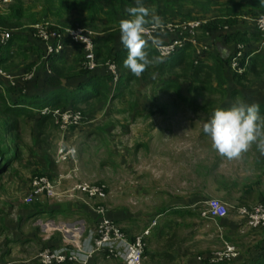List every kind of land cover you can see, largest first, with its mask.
<instances>
[{
    "label": "rangeland",
    "instance_id": "obj_1",
    "mask_svg": "<svg viewBox=\"0 0 264 264\" xmlns=\"http://www.w3.org/2000/svg\"><path fill=\"white\" fill-rule=\"evenodd\" d=\"M15 1L17 0H0V14L6 16L10 5ZM19 2L22 27L0 31L8 35L21 33L38 43L42 42L37 37V31L41 28L53 26L63 31L82 27L89 29L96 36L99 33L104 34L102 28L108 25L104 20L105 13L96 0ZM259 2L212 0L206 12L197 5L187 3L183 12L190 13V18H175L163 22V27L154 34L163 41L160 48L152 47L157 51V55L166 45L186 42L192 44V50L198 57L217 51H220L224 58L232 56L226 66L227 81L222 88L224 94L205 92L204 96H194L193 93L186 92V82L176 75L165 73L162 77L157 72H150V67L147 69L150 72L147 79H132L125 84L126 87L113 90V94L117 96L106 103L98 102L89 107L78 106L80 111L87 110L83 116L81 114L80 121L65 127L63 123L60 127L62 120L59 115H71L75 111L70 107L63 111L54 110L57 127L46 128L45 132L39 134V139L44 140L38 144L34 142L38 133L36 120L16 118L17 128L7 137L11 136L12 144L9 146L14 151L16 144L20 157L0 175V254L5 243L12 251L14 246L11 239L15 234L20 233L24 237L37 232V237L26 247L19 244L15 246L17 250L14 249L10 257L5 255L6 261L10 262L15 258L14 264H41L37 255L48 246L57 245L67 249L80 246L88 230L95 225L94 217L83 215L84 218H80L81 213H86L85 209H88L83 200L92 204L100 203L106 214L123 209V219L118 221L115 218V222L131 237L139 234L155 219L157 230H153L155 234L147 241L146 251H160L159 264L194 263L196 257L203 260L201 264H232V261L206 263L204 259L223 251L226 245L233 246L238 258L239 255L255 248L258 241H263L264 225L249 226L245 217L237 215V208H264V155L253 145L240 160L228 161L220 157L211 148L210 139L202 130L203 124L211 117L213 111H209L201 102L213 100L218 105H232L240 99L247 103H264V60L263 70L258 69V75L251 73L247 77L248 80L243 81V86L237 85L231 80L235 70L231 61L238 48L242 49L245 44L228 42L233 30L224 28L203 33L197 28L199 24L219 14L221 8L234 5L239 20L236 28H251L255 26L256 19L264 14V7H261ZM93 14L95 16L91 21ZM77 20L86 22V25L74 24ZM181 23L184 24L179 25ZM262 41L261 37L259 49L264 52ZM119 43L120 31L112 43V51ZM256 45L257 43L254 44ZM22 46L26 47V44L22 43ZM3 52L4 50H1V54ZM77 53L79 52L75 54ZM158 56L162 57L160 54ZM70 63L71 61L67 62L64 67ZM244 63L248 64V58ZM48 64L45 56L41 57L39 54L13 57L8 65L0 66V87L4 94L13 97L19 91L28 95L42 93L48 87L45 83L47 72L44 68L42 70V65L44 67ZM75 69L68 70L69 75L75 74L78 68ZM119 69L123 75L129 71L124 65ZM102 71L104 72V69H99L97 73ZM106 72L112 76L108 68ZM153 73L156 74L155 79L152 78ZM161 77L177 79L180 87L182 86L183 96L196 100L198 104L192 106L189 102L176 100L173 90L161 89ZM78 80V76H74L63 82L73 85ZM9 88L12 90L9 91ZM234 89L239 90V93L231 97L229 94ZM12 121L6 124V128ZM60 142L76 149L75 163L56 162ZM42 154H46V160ZM42 165L45 168H42ZM42 174L52 179L63 175L64 180L55 188L53 196L38 197L37 203L52 209L62 206L64 214L30 222L23 215L29 208L25 195L29 191L32 178ZM79 183L103 185L104 198L97 201L70 193L71 187ZM200 197L223 203L227 207L226 215L217 219L200 216L202 200L196 201V205L193 204ZM190 202L191 207H188ZM162 203H172L175 207L185 210V213L170 219V210L180 211L172 207L163 209L159 216L155 213ZM74 208L78 209L75 210L77 212L71 213ZM167 219L171 220L170 227L159 230V225ZM9 239L10 242H6ZM255 251V256L260 257L261 249L257 246ZM148 262L149 254L145 263ZM95 264L121 263L97 255Z\"/></svg>",
    "mask_w": 264,
    "mask_h": 264
},
{
    "label": "trees",
    "instance_id": "obj_2",
    "mask_svg": "<svg viewBox=\"0 0 264 264\" xmlns=\"http://www.w3.org/2000/svg\"><path fill=\"white\" fill-rule=\"evenodd\" d=\"M100 4V9L105 13L106 27L102 28L104 34L99 33L94 37V54L95 60L98 66L94 70H88L84 63V51L79 44H74L77 47L78 54L70 60L71 63L64 67L67 63L64 60L63 52L64 49L58 53L49 55L46 60L49 62V70L46 77V85L50 88L42 93L28 95L24 91H19L13 97H7L0 87V175L4 173L12 162L19 159L20 150L15 145L14 151L10 148L9 144H12L10 137L7 135H12L17 128L16 118H34L36 120V126L38 128V133L35 139V144H38L44 140L39 139V134L45 132L46 128L57 127V122L55 120L52 111L54 110H66L67 107L72 108L74 111H78L77 108L80 105H86V107L91 106L98 102H107L108 100L117 96L113 94V90L120 87H126L132 79L134 80H145L149 77L150 72H157L158 75L162 76L165 73H170L176 75L179 79L186 82L185 90L188 93H193L194 96H204L205 92H214L224 94L222 89L226 83V66H228V61L232 56L224 58L220 51L209 52L205 56L198 57L194 54L192 50L191 43H184V45L177 49L170 56L164 58L163 63H159L156 66H150L151 71L147 70L142 74L141 77H135L130 71H127L124 75L120 74L119 67L123 68V61L127 56V50L122 45L121 47L115 48L112 51V43L116 38L117 33H119V22L121 19L128 18L127 8L135 6V0H96ZM259 2L260 0H254ZM145 6L149 7L151 11L159 16L162 22L171 21L175 18L180 20H185L190 18V13H184L185 5L192 4L197 5L203 11H207L212 0H142ZM93 7L92 5H89ZM95 7V4H94ZM234 6H225L220 9L219 14L214 18L206 20L202 24H199L197 28L201 29L203 33L210 32L212 30H222L224 28L233 30V33L229 35L228 42H236L243 45V55L239 59L240 66L245 67L242 73L234 72L231 75V80L240 86H243V81L248 80V75L253 73L258 75L261 70L264 60V52L259 48L260 44V34L258 33L255 26L243 29H237L238 18L236 9ZM153 8V9H152ZM21 4L19 0L15 1L10 5L7 15L0 14V29H12L15 27H22L21 23ZM95 14L91 15L90 20L94 19ZM81 23L86 25V22H81L77 20L74 24ZM51 26L48 29H54ZM235 40V41H233ZM35 41V40H34ZM32 41L27 38L26 35H21L17 33H11L10 38L5 44H0V66H5L9 64V60L20 55L27 57L29 55L45 56V45L43 41L38 43V41ZM253 42V45H251ZM15 43V44H14ZM22 43L26 44V47L22 46ZM69 42H66L68 44ZM249 45H246L248 44ZM257 43L256 46L254 44ZM71 44V43H69ZM12 46V47H10ZM10 48L14 51L11 52ZM1 50H4L1 54ZM150 56H158L157 51L150 47L148 49ZM248 58V64L244 61ZM107 63H114L118 70V79L113 82V77L106 72ZM11 64V63H10ZM245 64V65H244ZM149 67V68H150ZM42 68L47 72L46 66L42 65ZM76 73L69 75L68 70H76ZM148 68V69H149ZM230 68V67H229ZM104 69V72L97 73V71ZM176 70L178 72L176 73ZM263 70V68H262ZM78 76L79 80L73 84L68 85L64 83V80ZM163 77V76H162ZM161 77V78H162ZM161 89L173 90L175 92L176 100L182 102H189L190 105L196 106L198 104L196 100L190 97L183 96L181 93V87L179 81L172 79L162 78L160 81ZM111 85L113 87H111ZM113 88V89H112ZM22 89V88H21ZM12 88H9V91ZM119 92V91H118ZM239 93V90L234 89L229 94L231 97ZM11 96V94H9ZM195 99V97H194ZM204 107L208 108L209 111H214L216 108H228L231 105L216 104L217 102L213 100L202 101ZM200 103V104H201ZM260 114L264 115V103L259 104ZM43 108L49 109L51 112L42 114ZM87 111V110H86ZM85 110L80 111V115L86 113ZM38 115V117H37ZM82 118V117H81ZM13 120L9 127L6 124ZM81 120V119H80ZM44 160H46V154H42ZM42 168H45L42 165ZM43 175V174H42ZM28 209H33L34 214L46 213V206H41L34 201L27 204ZM51 211H48L50 213ZM21 219V218H19ZM263 245L259 248L262 251L260 257L253 258L249 252L242 255V259L237 262L236 259L232 260V264H264V234H263ZM260 245L258 241L257 246ZM50 248L57 247L48 246ZM67 264V263H62Z\"/></svg>",
    "mask_w": 264,
    "mask_h": 264
},
{
    "label": "built area",
    "instance_id": "obj_3",
    "mask_svg": "<svg viewBox=\"0 0 264 264\" xmlns=\"http://www.w3.org/2000/svg\"><path fill=\"white\" fill-rule=\"evenodd\" d=\"M183 24L184 23H181L179 25ZM255 27L260 34V37L263 39V44L264 14L256 19ZM48 28L50 27H45L44 29L41 28L37 31V37L43 41L45 45V58L49 55L60 53L64 49L65 43L69 42L81 45L84 51V63L88 70H94L98 66L94 54L95 34L92 31L82 27H75L63 31L58 30L57 28ZM183 28L185 27L183 26ZM0 32L1 43L5 44L10 38V35L3 31ZM183 45L184 43L182 42L166 45L160 49L159 54L166 58ZM242 49L238 48V52L231 61V65L235 69L234 71L238 73H242L245 69V67L240 66L238 61L242 58ZM107 68L110 73H112L113 82H116L118 79L116 66L114 63H107ZM47 112L51 111L47 108H43L41 111L42 114ZM53 112L54 111H52V114L55 116V113ZM59 117L60 120H62L59 125L60 127L63 123L65 124V127L68 124H73L75 121H80L81 119V115L78 111H75L71 115L62 113ZM68 161L72 163L76 162V149L73 146H65L60 142L56 153V162L64 163ZM63 180V175L57 176L55 179H52L47 175L33 177L29 184V191L25 195V202L29 204L36 201L38 197L53 196L55 188ZM69 192L99 201L105 196V187L103 185H87L85 183H79L73 185ZM83 202L86 208H90L89 210L95 213L97 221L95 225L88 230L81 245L76 249H67L65 247L44 248L43 251L37 255L38 261H40L41 264H62L71 262H74L75 264H94L95 257L100 255L107 259H115L121 264H145L147 238L156 226L155 219L139 234L131 237L126 231L122 230V227L107 216L105 208L100 203L92 204L85 200H83ZM200 204L202 205V217L217 219L226 215L227 207L218 200L206 199L201 201ZM237 215L245 217L246 222L251 227L264 225V208L261 206H257L251 210L238 207ZM237 255L238 253L233 246L226 245L223 251L213 253L211 256L207 257V260L211 263H227L236 259Z\"/></svg>",
    "mask_w": 264,
    "mask_h": 264
},
{
    "label": "clouds",
    "instance_id": "obj_4",
    "mask_svg": "<svg viewBox=\"0 0 264 264\" xmlns=\"http://www.w3.org/2000/svg\"><path fill=\"white\" fill-rule=\"evenodd\" d=\"M264 7V0H260ZM128 18L119 22L120 42L127 50L123 61L135 77H141L150 67L164 62L160 56H150V47L160 48L163 41L157 33L163 22L142 0L127 8ZM156 78V74H152ZM210 139L211 148L228 161L240 160L253 145L264 155V115L258 103L236 100L228 108H216L202 126Z\"/></svg>",
    "mask_w": 264,
    "mask_h": 264
},
{
    "label": "crops",
    "instance_id": "obj_5",
    "mask_svg": "<svg viewBox=\"0 0 264 264\" xmlns=\"http://www.w3.org/2000/svg\"><path fill=\"white\" fill-rule=\"evenodd\" d=\"M27 38H29V37H27ZM30 39V38H29ZM122 46V44H121V42L118 44V47H121ZM10 47H12V46H10ZM10 51L11 52H13L14 50L12 49V48H10ZM76 52H78V50H77V47L73 44V43H71V44H66L65 45V47H64V52H63V57H64V60H66L67 62H69L71 59H72V57H74V56H76L77 54H75ZM19 56H22V55H20L19 54ZM13 57H14V55L12 56V58L9 60V62L13 59ZM48 62V61H47ZM46 66V65H45ZM46 69H47V73L48 72H50V70H49V64H48V66H46ZM42 70H43V68H42ZM48 89H50L49 87H46L45 88V90L44 91H47ZM200 200H205V199H202V197H200V198H198L197 200H195V202H193V204H197L196 203V201L198 202H200ZM190 205L188 206V207H191V204H192V202H190L189 203ZM162 206L161 207H159L158 209H156L157 211H156V213L155 214H158L159 215V213L163 210V209H166V208H172V207H175L172 203L171 204H165L164 205V203H162L161 204ZM171 205V206H170ZM195 205H192V206H195ZM177 210H180L179 212H177V211H175V210H170V212H169V216H170V219H172L174 216L176 217V216H178V215H181V214H184L185 213V210H181V209H179V208H177V207H175ZM69 209V208H68ZM33 209H27L26 211H25V213H23V215L24 216H26V219H28V221H30V222H32L33 220H36V219H47V218H56L57 216H60V215H62V214H64V209H63V207L62 206H57V208L56 209H52V208H49V207H46V210H47V212L46 213H43V214H34L33 213V211H32ZM75 210H78L77 208H74L72 211H71V213H76L77 211H75ZM108 210V209H107ZM48 211H51L50 213H48ZM85 211H86V213H81V215H80V218H84V216H87V217H89V218H93L94 217V219H95V223H96V221H97V218H96V216H95V213L94 212H92V211H90L89 209H85ZM80 212V211H79ZM108 212V211H107ZM110 213V214H109ZM189 213H191V211H189ZM122 214H124L123 213V209H121V211L120 212H108L107 213V215L110 217V218H112L114 221L117 219L118 221L119 220H122L123 219V215ZM199 214H200V216H202L201 215V211L199 212ZM84 215V216H83ZM89 215V216H88ZM160 216V215H159ZM168 216V217H169ZM116 218V219H115ZM164 220L160 225H159V230H160V228H164V227H166V228H168V227H170V225L169 224H171V220ZM174 220V219H173ZM160 222V221H159ZM148 226V225H147ZM146 226V227H147ZM33 228H37V227H33ZM153 230H157V228L155 229V227H154V229ZM153 230H152V232H151V234L149 235V237L147 238V241L151 238V236H153L154 234H155V231L153 232ZM158 230V231H159ZM157 231V232H158ZM36 232V231H35ZM36 237H37V232H36V234L35 233H30V234H27V236H24L23 237V234H18V235H16L15 234V236H13L12 237V241L11 242H13L12 244H13V246H14V248L12 249V251L14 250V249H16V247L15 246H17L18 244L19 245H21V246H25L26 247V245H28L29 244V242H31V240H36ZM47 238H49V235H48V237ZM6 242H10V239L9 240H6ZM6 244V243H5ZM3 245V248L1 249L2 251H1V254H0V264H14V262H15V258L13 259V261H6V259H5V255L6 254H8V256L10 257V255H11V249H8L7 248V245ZM147 245H148V243H147ZM261 245H263V242L261 241L260 242V245L258 246V247H260ZM147 247V246H146ZM255 249H257V245H256V247L255 248H251L250 250H248V251H246V253L247 252H249L250 253V255L253 257V258H255L256 256H255ZM260 249V248H259ZM17 250V249H16ZM15 251V250H14ZM148 254H149V262H148V264L151 262V264H159V262H158V256H159V254H160V251H155V250H153V251H149V253H148V251H146V260L148 259ZM242 259V255H239V257L238 258H236V260H237V262L238 261H240ZM146 260H145V262H146ZM202 259H200V257H196V260L194 261V263L192 262V263H188V264H201L202 263ZM204 261L206 262V263H208V260H207V258L206 259H204ZM94 264H95V261L93 262ZM146 264V263H145Z\"/></svg>",
    "mask_w": 264,
    "mask_h": 264
}]
</instances>
